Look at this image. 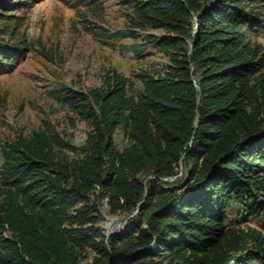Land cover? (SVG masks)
<instances>
[{"label": "trees", "instance_id": "trees-1", "mask_svg": "<svg viewBox=\"0 0 264 264\" xmlns=\"http://www.w3.org/2000/svg\"><path fill=\"white\" fill-rule=\"evenodd\" d=\"M122 1L134 28L162 31L123 48L142 58L150 43L168 61L138 74L139 93L116 70L87 91L58 88L91 124L82 145L50 125L4 143L0 264H80L89 251L90 264H264L249 224L264 215V0ZM133 27L114 36L136 39ZM20 58L0 43V72ZM104 198L129 213L108 237Z\"/></svg>", "mask_w": 264, "mask_h": 264}, {"label": "rangeland", "instance_id": "rangeland-1", "mask_svg": "<svg viewBox=\"0 0 264 264\" xmlns=\"http://www.w3.org/2000/svg\"><path fill=\"white\" fill-rule=\"evenodd\" d=\"M21 1L25 0H0V18L8 14L4 23L0 20V43L21 56L13 71L0 72V164L4 143L21 134L29 136L47 125L76 145L85 142L91 124L57 100L58 88L87 91L102 85L105 76L116 70L129 77L135 85L133 91L139 93L144 82L138 74L160 70L168 61L167 55L150 43L142 58L123 48L144 43L149 33L162 31L134 28L130 20L133 10L122 0H29L27 7L16 9ZM10 19L20 22L13 34L4 26ZM130 27L135 29L136 39L114 36ZM260 42L264 44V35ZM116 143L119 147L129 144L122 129L116 133ZM68 153L74 155L72 151ZM184 170L180 165L178 176ZM105 211L114 219L112 233L125 226L127 211L110 214L107 206ZM243 214L239 205L229 210L232 222L237 223ZM107 224L104 217V229ZM249 224L264 232V215L254 216ZM93 255L89 251L80 264H90ZM261 262L257 260L255 264Z\"/></svg>", "mask_w": 264, "mask_h": 264}, {"label": "built area", "instance_id": "built-area-1", "mask_svg": "<svg viewBox=\"0 0 264 264\" xmlns=\"http://www.w3.org/2000/svg\"><path fill=\"white\" fill-rule=\"evenodd\" d=\"M170 180H173L174 179V177H170L169 178ZM108 207V199L107 198H104V199H102V203H101V205H100V207H101V211H102V214L104 215V217H106L107 218V220H108V224L106 225V229H105V233H106V236L108 237L112 232H111V227L113 226V224H114V219H113V217H109L107 214H106V211H105V207ZM106 242H107V239H106Z\"/></svg>", "mask_w": 264, "mask_h": 264}]
</instances>
